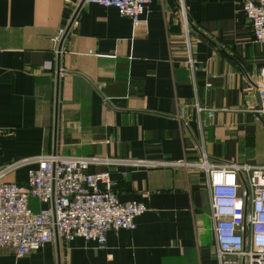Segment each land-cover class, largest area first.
I'll list each match as a JSON object with an SVG mask.
<instances>
[{
	"label": "crops",
	"instance_id": "crops-1",
	"mask_svg": "<svg viewBox=\"0 0 264 264\" xmlns=\"http://www.w3.org/2000/svg\"><path fill=\"white\" fill-rule=\"evenodd\" d=\"M80 1L0 0V167L55 151L124 160L88 172L109 171L118 199L146 211L134 230H109L105 247L54 238L20 257L0 248V264L215 263L205 173L126 161L191 163L205 151L216 162L264 164V42L243 0H183L190 47L178 0H152L138 27L114 7L84 2L59 52L53 37ZM27 169L7 180L26 184Z\"/></svg>",
	"mask_w": 264,
	"mask_h": 264
},
{
	"label": "built area",
	"instance_id": "built-area-1",
	"mask_svg": "<svg viewBox=\"0 0 264 264\" xmlns=\"http://www.w3.org/2000/svg\"><path fill=\"white\" fill-rule=\"evenodd\" d=\"M85 2L114 7L138 27L152 0ZM178 7L189 45L191 28L183 0H178ZM243 8L254 40L263 43L264 0H243ZM65 31L66 27H62L56 32L55 44L61 41ZM186 62L192 71L197 70L191 53ZM259 77L262 100L258 111L264 117V68ZM197 110L202 108L197 106ZM207 114L212 116V110ZM119 161L122 160L46 153L0 167V248H9L20 257L41 250L56 235L68 242L81 236L105 247L109 230H134L136 218L146 211L145 205L138 201L121 202L109 171L88 172L92 164ZM126 162L134 166H187L202 170L211 194V219L216 233L213 264H264V164L216 162L205 151L201 152L199 161L191 163L185 160ZM22 166L28 167L26 184L7 180L10 173Z\"/></svg>",
	"mask_w": 264,
	"mask_h": 264
},
{
	"label": "water",
	"instance_id": "water-1",
	"mask_svg": "<svg viewBox=\"0 0 264 264\" xmlns=\"http://www.w3.org/2000/svg\"><path fill=\"white\" fill-rule=\"evenodd\" d=\"M84 2H85V0H81V1H80L79 5H78V7H77V9H76V12H75L74 16L72 17L71 21L69 22V25L66 27L65 34L63 35V37H62V39H61V41H60V43H59V47H58L59 52L61 51L62 43L64 42L63 40H64V38L66 37V35L68 34V32H69L71 26L73 25V22L75 21V18H76V16H77V14H78L80 8L83 6V3H84ZM58 60H60V56H58ZM60 73H61V70H60V63H59V64H58V69H57V97H56V112H57V106H58V86H59L58 81H59V76H61ZM56 126H57V113L55 114V129H56ZM53 153H56V151L53 152ZM55 238H56V240H58L57 235L55 236Z\"/></svg>",
	"mask_w": 264,
	"mask_h": 264
}]
</instances>
